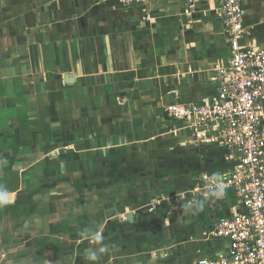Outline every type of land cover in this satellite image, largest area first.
<instances>
[{"label": "crops", "instance_id": "0c3cea01", "mask_svg": "<svg viewBox=\"0 0 264 264\" xmlns=\"http://www.w3.org/2000/svg\"><path fill=\"white\" fill-rule=\"evenodd\" d=\"M218 6L0 0V264H197L227 253L209 233L244 207L233 190L215 200L199 187L234 158L166 111L218 94L231 59ZM242 8L244 43L264 50V0Z\"/></svg>", "mask_w": 264, "mask_h": 264}, {"label": "built area", "instance_id": "2783aa9c", "mask_svg": "<svg viewBox=\"0 0 264 264\" xmlns=\"http://www.w3.org/2000/svg\"><path fill=\"white\" fill-rule=\"evenodd\" d=\"M117 1L129 7L152 0ZM186 1L190 14L195 0ZM242 2L219 0L217 17L227 27L231 59L217 71L220 87L212 103L166 107L169 116L189 125L197 142L222 143L234 158L225 177L202 174L199 191L219 200L233 190L244 207L243 213L220 220L209 233L229 242L227 253L197 264H264V50L244 43L249 31Z\"/></svg>", "mask_w": 264, "mask_h": 264}, {"label": "water", "instance_id": "95a60500", "mask_svg": "<svg viewBox=\"0 0 264 264\" xmlns=\"http://www.w3.org/2000/svg\"><path fill=\"white\" fill-rule=\"evenodd\" d=\"M129 218H131V215H129Z\"/></svg>", "mask_w": 264, "mask_h": 264}]
</instances>
